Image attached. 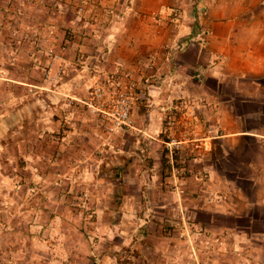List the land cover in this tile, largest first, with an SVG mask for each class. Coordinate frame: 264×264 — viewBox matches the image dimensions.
Listing matches in <instances>:
<instances>
[{"label":"crops","instance_id":"obj_1","mask_svg":"<svg viewBox=\"0 0 264 264\" xmlns=\"http://www.w3.org/2000/svg\"><path fill=\"white\" fill-rule=\"evenodd\" d=\"M196 3L194 6L193 0H104L112 8L110 19L102 27L93 28L92 35L86 38L80 63H75L70 54L65 55L63 75L55 86L60 95L45 93L47 105L40 109L39 94H29L33 109L28 130L33 145L28 144L27 148L30 153L40 154L52 149L69 177L80 172L78 184L92 185L98 191L102 185L100 164L107 159L92 157L74 171L69 166L72 155L81 149L101 145L104 134L98 122L79 112L76 125H71L67 116L68 128L60 140L50 141L42 133L62 125L63 121L54 114L60 112L59 107L66 106L65 95L83 96L94 80L104 78L107 71L125 69L138 82L132 100L137 131L126 130L112 145L116 154L118 146L125 145L128 156L134 153L129 147L136 146L140 147L138 153L141 150V155L149 157H109L112 165L108 168L113 169L114 165L117 172L121 171L123 182L127 180L125 184L110 186L113 192L124 195L122 209L139 207L132 197L133 189L140 190L156 204L152 205L153 217L160 223L193 225L195 210L205 209L210 217L207 224L218 233L223 232L219 236L226 239L228 231L220 230L221 226L214 222L216 214L243 213L249 219L248 225L264 226V0ZM172 5L181 9L175 26L168 21ZM203 30L208 31L206 40L192 44ZM167 39L172 43L163 50ZM171 100L183 102L186 107L181 114L191 123L193 118L197 119L198 137L208 147L201 160L182 153L180 165L193 168L199 163V169L208 171L211 177L219 173L234 182L237 201L227 202L225 191L199 181L194 174H179L172 187L166 184L170 177L161 171L160 138L156 137L163 130L162 110ZM18 142L14 139L10 143L16 151L21 150L22 144ZM155 193L162 197L155 199ZM169 194L175 199L170 200ZM180 213L182 219L178 218ZM152 222L146 221L148 226ZM233 233L239 246L244 232L236 229ZM219 236L211 237L218 240ZM176 239L167 234L150 235L149 241L158 246L147 245V252L137 259L144 264H212L209 257V261L202 259L194 233L189 241L186 237Z\"/></svg>","mask_w":264,"mask_h":264},{"label":"rangeland","instance_id":"obj_2","mask_svg":"<svg viewBox=\"0 0 264 264\" xmlns=\"http://www.w3.org/2000/svg\"><path fill=\"white\" fill-rule=\"evenodd\" d=\"M197 1L193 0L194 6ZM172 9L181 13L178 6L172 5L168 11ZM111 12V6L104 4V0H0V264H144L137 258L147 252V245L158 246L149 241L150 235L167 234L180 241L181 237L188 239L191 233L195 234L204 261H209V257L212 264H264V226L248 225L246 214L215 215L214 222L221 226L220 230L228 231L226 241L219 236L223 232L218 233L219 230L207 224L210 217L205 209L195 210L193 225L162 224L153 217L152 205L156 204L152 198L134 189L132 201H138L139 207L122 209L124 195L113 192L110 186L125 184L127 180L123 182L121 171L119 174L114 165L113 169L108 168L112 165L109 157H149L145 153L141 155V150L138 153L140 147L136 146L129 147L134 150L131 156L126 154L125 145H119L116 154L117 149L112 145L126 130L137 131L132 100L138 82L133 74L135 85L129 126L114 127L109 104L89 103L94 84L104 79L97 78L85 95H65L66 106L59 107L60 112L54 114L63 121L62 125L42 133V137L50 141L60 140L68 128L67 116L71 125H76L75 117L79 112L98 122L104 134L101 145L81 149L72 155L69 165L74 171L92 157L107 159L100 164L102 179L99 183L102 185L98 191L92 185L78 184L80 172L78 176L69 177L52 149L45 151L51 154L28 151V144L33 143L28 130L29 113L33 109L29 94H39L40 109L47 105L45 93L60 95L55 86L63 75L65 55L70 54L75 63H80L86 38L92 35L93 28H100L109 21ZM168 21L174 26L169 17ZM53 28L54 33L50 32ZM171 43L167 39L161 48L166 50ZM115 70L125 69L115 68L106 74ZM106 96L109 101V94ZM162 112L163 130L156 138H160L161 171L170 177L166 184L172 187L175 168H182L186 176H191L190 171L199 169V163L193 168L180 165L182 153L193 157L189 142H183L184 147L177 144L168 147L166 142L199 136L197 119L192 120L191 135H184L181 130L189 119L178 113L180 129L170 130L166 119L172 113L168 108ZM14 139L22 144L21 150L16 151L11 146ZM197 179L214 184L220 192L225 191L227 202L239 199L235 193L237 185L219 173L207 180ZM160 197L161 194L155 193V199ZM168 197L175 199L173 194ZM173 212L172 209L170 215ZM181 216L180 213L178 218L182 219ZM147 220H152V224L148 226ZM236 229L244 232L239 246L233 233ZM212 235L220 239L212 240Z\"/></svg>","mask_w":264,"mask_h":264},{"label":"built area","instance_id":"obj_3","mask_svg":"<svg viewBox=\"0 0 264 264\" xmlns=\"http://www.w3.org/2000/svg\"><path fill=\"white\" fill-rule=\"evenodd\" d=\"M168 17L174 24V26L179 23L180 16L179 12L176 9H172L171 11H169ZM207 33L208 31L206 30L200 31V33L197 34L193 39L195 41L192 40L191 43L195 44V42H204L206 40ZM134 85L135 81L132 79L129 72L124 70H115L111 73L106 74L103 80L96 81L92 90L90 91L91 97L89 103L91 105H94V103H99L100 105L109 104L112 107V111L109 114H111L114 118V127H118L121 125L129 126L131 95ZM107 94H109L110 96L109 101H107ZM185 107L186 106L180 100H171L169 104L165 106V108H168V110L170 111L169 113H172V116L170 115L166 119L168 129L172 130L179 128L180 120L176 118V115H178V113H182ZM184 126V130H181L183 131L182 134L185 135L187 133L191 135L190 131L192 128V123L190 122V120L186 121L184 123ZM183 142H189L190 152L195 159L201 160L205 157L208 147L204 139L198 136H188L186 140L179 141L174 139L172 140V142H166V144L168 147H170L172 144H177L180 147H184L182 146ZM175 173L176 176L179 174H186L185 170L182 168H175ZM190 174H194L200 179L204 180H207L210 177V173L203 169L191 170Z\"/></svg>","mask_w":264,"mask_h":264}]
</instances>
